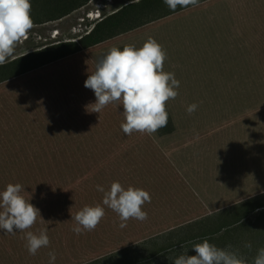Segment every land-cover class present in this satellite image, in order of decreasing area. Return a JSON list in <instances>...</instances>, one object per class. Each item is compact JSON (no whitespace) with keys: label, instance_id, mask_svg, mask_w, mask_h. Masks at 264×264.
Instances as JSON below:
<instances>
[{"label":"rangeland","instance_id":"1","mask_svg":"<svg viewBox=\"0 0 264 264\" xmlns=\"http://www.w3.org/2000/svg\"><path fill=\"white\" fill-rule=\"evenodd\" d=\"M129 1L88 0L59 19L41 17L44 22H33L8 62L61 41H77L90 26L88 13H95L98 5L102 14L110 15ZM142 1L132 2H141L142 11L131 12L128 19L141 17L148 23L0 82V191L9 183L21 184V194L43 219L31 231L47 230L50 240L32 256L21 233L0 230V264H48L50 251L56 254L55 264H84L205 216L210 213L205 202L216 208L241 201L233 194L240 191L241 179H247L248 187L264 185V142L222 146L218 138L206 135L202 118L195 115L201 99L193 100L198 104L193 116L186 112L198 88L195 81L208 78V57L225 66L217 67L213 77L228 80L226 87L233 85L218 104L237 111L238 95L254 94L264 101V42H259L264 41V0H199L175 12L163 0ZM30 3L31 18L54 7L53 0ZM149 37L166 57L171 51L176 55L171 67L180 69V76L174 73L180 82L178 95L166 102V127L151 136H126L120 128L122 107L108 105L100 114L87 110L95 95L84 82L110 48H140ZM235 45L252 64L244 76L249 64L244 67L236 58ZM256 51L263 54L253 55ZM243 80L248 84L241 89L237 82ZM257 103L264 109V102ZM250 106L244 105L240 115ZM114 181L150 194L151 202L142 206L148 218L130 219L121 229L118 216L105 208L94 231L74 234L71 216L84 206L102 204L97 186L107 190Z\"/></svg>","mask_w":264,"mask_h":264},{"label":"clouds","instance_id":"2","mask_svg":"<svg viewBox=\"0 0 264 264\" xmlns=\"http://www.w3.org/2000/svg\"><path fill=\"white\" fill-rule=\"evenodd\" d=\"M198 2L163 0L172 12L177 7L194 6ZM30 10V0H0V66L14 56L16 48L28 38L34 27ZM166 58L163 47L151 37L140 48L132 45L124 46L122 50L110 48L84 82V87L95 95V103L89 104L87 110L100 114L108 105H119L124 118L120 128L126 136L133 133L151 136L166 127V102L177 97L175 89L180 86L174 73L163 70ZM197 108L198 104H190L186 112L192 115ZM23 191L19 183H9L0 191V230L9 235L21 233L28 254L35 256L41 248L50 245V240L47 230H40L38 234L31 231L41 214L25 200L21 194ZM97 191L103 193L102 204L84 206L71 216L74 234L94 231L105 215V208L118 216L121 229L130 219L143 222L148 218L147 212L142 210L145 203L151 202L150 194L145 190L133 186L125 189L114 181L107 190L98 185ZM244 247L251 249V242L245 243ZM191 251L195 255H189L185 250L173 259L172 264H247L231 245L220 248L207 239L192 244ZM48 257V264H55V252L50 251ZM252 264H264V247L257 250Z\"/></svg>","mask_w":264,"mask_h":264},{"label":"trees","instance_id":"3","mask_svg":"<svg viewBox=\"0 0 264 264\" xmlns=\"http://www.w3.org/2000/svg\"><path fill=\"white\" fill-rule=\"evenodd\" d=\"M53 1V9L42 13L40 16L32 17L33 22H44L39 20L42 19L41 17L47 18V20L59 19L73 9L84 5L88 0ZM141 5V2L125 5L117 12L97 22L88 34L77 41H61L12 59L0 66V82L76 53L79 50L97 45L131 28L148 23L141 17L128 19L131 12L142 11ZM260 35L264 37V32L261 31ZM259 42L264 41L260 40ZM233 52H236V58L244 67L247 66V63L249 64L245 68L243 76L246 73L248 74L252 66L251 61L249 62L244 58L241 47L238 48L235 45ZM228 53L231 57V52L224 50L225 55ZM252 54L258 56L263 53L256 51ZM175 56L172 51L169 52V56L164 62L167 67L165 70L167 72L172 71L171 73L180 76V69L171 67ZM206 60L207 65L204 68H211L208 78L205 82L194 80L198 88L195 87V95L188 104H193V100L201 99L199 109L195 115L202 118L207 129L206 135L218 138L222 146L230 141L232 142L229 146L237 142L243 147H246V143L264 142V109H261V106L257 103L264 102L263 98L258 100L254 94L238 95L237 111L225 104H218L220 100H226L224 94L228 90H232L229 86L233 87V85L229 83L226 87L228 80L222 82L217 81L219 76L213 77L215 73H219L217 67H225L222 62L218 61L216 63L214 59L209 57ZM237 84L243 89L248 83L243 80L242 83L237 82ZM244 105L251 106L243 117L240 114L243 112ZM244 181L241 179L240 191L233 193L238 195L237 197H242L241 201L220 205L216 208H213L212 202L211 204L205 202L206 207L210 210V213L205 214V216L190 219L162 230L151 235L153 237L139 243L128 244L123 246L122 249L120 248L113 253L84 264H172L173 259L184 253L185 250H187V254L195 255L191 251L192 244L202 242L205 239L220 248L231 245L233 250H238L239 254L246 259L247 264H252L257 250L264 247V185L254 184L255 187H248V183H244ZM220 200L215 201V203L220 202ZM207 205L211 206L208 207ZM247 242H251V249L244 247Z\"/></svg>","mask_w":264,"mask_h":264},{"label":"built area","instance_id":"4","mask_svg":"<svg viewBox=\"0 0 264 264\" xmlns=\"http://www.w3.org/2000/svg\"><path fill=\"white\" fill-rule=\"evenodd\" d=\"M92 1L93 0H90V2H92ZM134 1H136V0H130L125 5L130 4V3L134 2ZM101 9H102V7H100V5H98L97 8H96V12L95 13L94 12H89L88 13V17L87 18L90 21L89 22L90 26H89L87 32L84 35L88 34L94 28V26H95V24L97 22L101 21L103 18H105L106 16L109 15L110 12H108L107 14H102L101 13ZM95 19H97V20H95ZM81 20L84 21V18H81ZM84 35H82V36H84ZM82 36H80L79 38H81Z\"/></svg>","mask_w":264,"mask_h":264}]
</instances>
